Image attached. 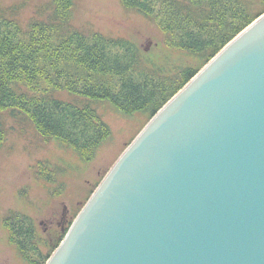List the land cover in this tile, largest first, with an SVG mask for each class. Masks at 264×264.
Masks as SVG:
<instances>
[{"label":"water","instance_id":"95a60500","mask_svg":"<svg viewBox=\"0 0 264 264\" xmlns=\"http://www.w3.org/2000/svg\"><path fill=\"white\" fill-rule=\"evenodd\" d=\"M45 264H264V14L148 121Z\"/></svg>","mask_w":264,"mask_h":264},{"label":"trees","instance_id":"16d2710c","mask_svg":"<svg viewBox=\"0 0 264 264\" xmlns=\"http://www.w3.org/2000/svg\"><path fill=\"white\" fill-rule=\"evenodd\" d=\"M120 2L154 23L158 54L130 39L76 25L75 0L42 1L24 22L20 14L25 2L0 5V145L9 134L23 139L28 134L40 142L33 145L56 142L75 156V166L88 165L112 136L103 104L127 118L145 119L142 130L225 45L264 14V0ZM66 163L39 162V179L51 184ZM24 220L8 223L17 232L18 238H12L16 248L29 264H45L63 234L42 242L32 222Z\"/></svg>","mask_w":264,"mask_h":264},{"label":"rangeland","instance_id":"374dc122","mask_svg":"<svg viewBox=\"0 0 264 264\" xmlns=\"http://www.w3.org/2000/svg\"><path fill=\"white\" fill-rule=\"evenodd\" d=\"M42 1L46 0H0V5L25 2L20 14L24 22L33 7ZM73 21L111 37L130 39L145 52L159 53L154 23L135 11L126 10L120 0H75ZM101 108L112 136L97 150L88 165L75 166L78 165L75 156L56 142L33 145L40 142L28 134L27 139L17 133L9 134L0 145V264H29L16 248L13 239L18 238L17 232L13 230L12 233L10 222L24 219L27 224L32 222L35 235L42 242L62 234L64 237L91 192L145 122L141 117L122 116L106 104ZM43 161L59 163L60 166L67 162L69 165L58 171L52 183L47 184L39 179L37 172L38 163ZM62 215L64 219L60 221ZM59 221L62 224L57 225ZM27 224L23 223L25 227ZM27 255L33 258L30 251Z\"/></svg>","mask_w":264,"mask_h":264},{"label":"flooded vegetation","instance_id":"af4514ba","mask_svg":"<svg viewBox=\"0 0 264 264\" xmlns=\"http://www.w3.org/2000/svg\"><path fill=\"white\" fill-rule=\"evenodd\" d=\"M63 215H64V214H63ZM63 215L60 217V221H62V220L64 219V216H63ZM60 221L57 223V225L62 224V223H60ZM45 231H46V230H45Z\"/></svg>","mask_w":264,"mask_h":264}]
</instances>
